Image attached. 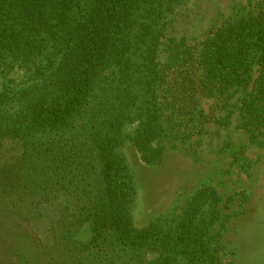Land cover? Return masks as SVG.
Wrapping results in <instances>:
<instances>
[{"label":"trees","instance_id":"trees-1","mask_svg":"<svg viewBox=\"0 0 264 264\" xmlns=\"http://www.w3.org/2000/svg\"><path fill=\"white\" fill-rule=\"evenodd\" d=\"M189 1L0 0V76L24 70L0 89V254L13 264H219L230 215L217 191L200 187L180 214L135 226L120 152L130 143L161 161L164 120L203 124L200 99L237 89L239 127L264 146V0L197 45L173 43L164 70L166 18Z\"/></svg>","mask_w":264,"mask_h":264},{"label":"rangeland","instance_id":"rangeland-1","mask_svg":"<svg viewBox=\"0 0 264 264\" xmlns=\"http://www.w3.org/2000/svg\"><path fill=\"white\" fill-rule=\"evenodd\" d=\"M256 2L190 0L180 14L166 18L157 58L161 68L173 43L184 40L197 45L208 31L254 13ZM23 77L24 70L19 68L0 76V89L9 79L19 82ZM243 93L237 89L229 97L201 98L199 107L209 118L203 124L164 120V134L154 144L163 154L157 163L143 162L130 143L120 148L136 190L130 209L135 226L180 214L186 200L200 187L211 186L217 191L221 212L230 215L220 238L219 264H264V146L250 143L239 127ZM133 126L124 131L130 133ZM239 151L243 154L238 158ZM80 236L87 237L88 231ZM55 257L50 262L48 254L41 255L34 264H61L62 259ZM12 258L13 254L2 253L0 264H13Z\"/></svg>","mask_w":264,"mask_h":264}]
</instances>
